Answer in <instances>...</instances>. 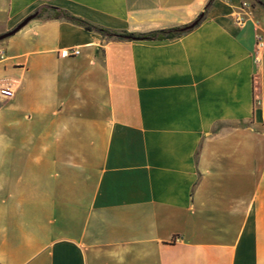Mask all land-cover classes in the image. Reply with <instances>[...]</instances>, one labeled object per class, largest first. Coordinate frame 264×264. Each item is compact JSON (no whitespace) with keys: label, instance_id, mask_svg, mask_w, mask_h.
I'll use <instances>...</instances> for the list:
<instances>
[{"label":"crops","instance_id":"crops-1","mask_svg":"<svg viewBox=\"0 0 264 264\" xmlns=\"http://www.w3.org/2000/svg\"><path fill=\"white\" fill-rule=\"evenodd\" d=\"M208 0H0L110 29L189 24ZM264 3V0H260ZM242 2L252 15L236 25ZM264 8L213 0L162 40L33 18L0 41V264H264Z\"/></svg>","mask_w":264,"mask_h":264},{"label":"trees","instance_id":"trees-1","mask_svg":"<svg viewBox=\"0 0 264 264\" xmlns=\"http://www.w3.org/2000/svg\"><path fill=\"white\" fill-rule=\"evenodd\" d=\"M213 0H208L203 8V10L194 18L191 23L194 25L188 28L189 24H185L182 26H173L169 28L153 30L148 32H129L126 30H115L110 29L98 24H94L88 22L87 20L71 14L66 10L61 8L52 6V5H43L34 10L35 13L34 18H41L44 19H60L63 18L73 24L83 27L86 30L93 31L98 33L102 38L106 39H115V40H162V39H172L178 37L185 33L186 31L190 30L194 26L198 25L206 16ZM258 4H260L264 8V3L260 0H254Z\"/></svg>","mask_w":264,"mask_h":264},{"label":"built area","instance_id":"built-area-1","mask_svg":"<svg viewBox=\"0 0 264 264\" xmlns=\"http://www.w3.org/2000/svg\"><path fill=\"white\" fill-rule=\"evenodd\" d=\"M252 15V7L248 2H242L238 9L233 13V19L236 25H243ZM255 44L257 48H261L264 44L263 37L259 32L255 33ZM3 54L0 52V58ZM13 88L9 84H0V95L4 98L13 96Z\"/></svg>","mask_w":264,"mask_h":264},{"label":"water","instance_id":"water-1","mask_svg":"<svg viewBox=\"0 0 264 264\" xmlns=\"http://www.w3.org/2000/svg\"><path fill=\"white\" fill-rule=\"evenodd\" d=\"M35 13H31L27 16H25L20 22H18L12 29L3 32L0 34V41L11 36L15 32H17L19 29H21L25 24H27L30 20H32L35 17ZM194 23H191L188 25V28L192 27Z\"/></svg>","mask_w":264,"mask_h":264}]
</instances>
